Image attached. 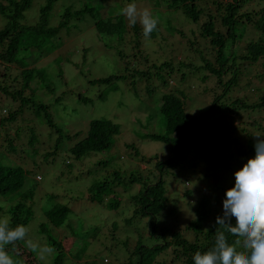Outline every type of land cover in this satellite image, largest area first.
<instances>
[{
  "label": "rangeland",
  "instance_id": "374dc122",
  "mask_svg": "<svg viewBox=\"0 0 264 264\" xmlns=\"http://www.w3.org/2000/svg\"><path fill=\"white\" fill-rule=\"evenodd\" d=\"M44 2L45 0L31 1L26 11V18L30 20V23L38 19L39 8ZM132 2L137 4L138 10L147 9L158 18L155 34L150 35L149 38L143 36L142 27L140 30L137 29L138 33L133 30L127 18L121 14V9ZM87 3L94 7L93 17L90 13H85L83 17L93 25H89L90 29L87 25L84 30H80L79 25L77 29L75 25L71 31L64 29L59 32L61 36L59 35L53 43L56 47L50 48L49 55L40 61V64L54 71L53 79L51 78V90L43 88L37 91L36 95L38 99L44 101H51L55 95H62L61 102L55 108L58 111V117L55 116L64 130L85 131L88 120L94 117L112 119L120 124V130L115 133L110 148L92 152L79 159H74L71 153L65 150L68 141L64 138L62 139L64 143L54 155L52 148L45 150L50 152L47 156L40 153L45 160L38 157L35 162L27 161L24 159L27 151L21 153L17 149L15 153L21 159L22 166L29 170L30 175L28 184L22 189L32 184L36 174L40 175L41 179L34 183L35 196L44 198L43 202L46 203V194L57 195L56 200L62 201L69 207L71 218L75 222H80L79 224L71 223L69 227L60 226L57 228L58 232H54L56 233L54 236L59 239L71 233L77 235L73 245L67 249L70 252L75 250L74 254L79 252L80 248L85 249L84 252L87 254L80 261L78 260L80 263L92 259V264H118L119 261L129 257V252L139 238L143 245L160 244L168 236L166 228L170 231L184 232L187 237H190L192 231H185V226L205 205L200 203L202 198L207 202L204 217L206 225H209L210 220L222 212L223 194L234 183L233 173L249 158L254 157V145L257 140L264 141V108L259 110L257 108L254 111L241 108L239 114L230 112L220 114L222 121H225L228 127L225 133L212 143L220 156H226V163L220 160V167L212 170L208 168L209 165L205 159L207 149L198 145L199 152L188 150L177 167L163 174L167 199L163 209L156 216V222L151 223L152 217L148 214L133 215L135 204L131 197L139 189L141 182H131L129 174L134 171V175L140 176L141 181H153L156 172L154 168L156 159L145 161L140 159L141 155L146 157L158 155L163 161L172 155L169 146L165 143L145 136V132L150 129L162 131L157 104L155 108L154 102V99L157 100L156 97L162 95V92L167 89L161 78L168 80L170 85H179L180 80V76L167 74L159 66L163 67L161 63L169 58L172 59L173 56L177 58L180 55L184 56V52L188 58L197 60L199 53L196 57L182 49L183 43L187 45V39H193L190 27L195 28L196 24L185 18L178 9L168 7L163 0H58L51 9L49 23L51 25L56 23L57 19L53 20V17L57 18L63 6L78 9L83 8V5ZM55 10L59 12L52 17ZM104 15L124 18L123 28L112 35H107L106 32L101 34L91 29L95 27L94 17L106 18ZM179 30L184 33L179 34ZM75 32L76 36H74ZM242 36L243 41L258 38L251 26L245 27ZM197 46L199 52H202L204 46L198 44ZM83 49L85 53L82 52ZM58 53L61 54L62 62H60L64 70V75L61 76L57 74L59 64L54 61ZM134 69H139L144 75L130 77ZM239 70V80L236 84L238 87L234 93L246 96L248 101L253 103L259 99L260 92L264 90V81H262L264 69L261 63L257 62L242 64ZM201 72L204 71L200 70L195 76H201ZM113 73L125 74L126 78L116 79L114 81L116 87L109 89L108 92L109 87H105L103 83L93 85L89 82L92 77L97 78ZM52 83L55 92L52 91ZM182 85L192 96L191 104H193H188V111L194 112L199 106L208 105L211 96L206 94V91H201L205 82L197 80L194 76L185 77ZM99 94H104L102 99ZM79 96L91 97V102H94L93 104L82 102L75 104L74 98ZM4 99L0 97V113L2 114L7 113L6 106L13 107L12 102L7 103ZM24 114L25 117L19 115L15 125L36 126L40 130V132L37 131L41 134L40 139L51 146L52 140L46 139V134L48 132L52 134V127L49 128L46 124L43 113L25 110ZM218 121L221 122L220 119H216L214 124ZM204 140L206 143L210 142L208 139ZM198 143L202 141L198 140ZM115 171L123 180L110 181L117 178ZM105 179L109 180L105 187L94 188L96 183L103 182ZM89 194L92 198L100 197L99 200L103 198L104 202L107 198L116 195L121 202L119 207L107 209L104 202L98 204L91 201ZM18 197L17 191L0 194V219L8 220V206ZM38 212L41 211L38 210ZM40 219L41 216L35 213L28 224L30 240L28 239L27 245L34 254L40 251L43 243L37 233ZM154 227L157 230L154 235H151L150 231ZM97 230L98 235L94 239L93 235ZM44 253L47 252L44 251ZM25 257L31 259L26 254L24 259ZM70 263L69 258L66 257L63 264Z\"/></svg>",
  "mask_w": 264,
  "mask_h": 264
},
{
  "label": "trees",
  "instance_id": "16d2710c",
  "mask_svg": "<svg viewBox=\"0 0 264 264\" xmlns=\"http://www.w3.org/2000/svg\"><path fill=\"white\" fill-rule=\"evenodd\" d=\"M31 1L0 0V97H4L7 103H13V107L6 106V114L0 113V194L19 192L18 199L8 206L7 218L10 221L9 227L24 225L27 228L23 239L6 245L4 250L14 259L15 264H63L66 257L69 258L70 264H92V259L84 263L79 262L87 254L84 252V248H80V251L75 254V250L70 252L67 249L73 245L77 235L71 233L59 239L54 236L60 226L69 227L71 223L79 224L80 222H75L71 218L69 207L62 201L56 200L57 195L46 194V203L43 202L44 198L35 196L34 183L41 179L40 175L36 174L32 184L22 189L28 184L30 175L29 170L22 166L21 159L15 152L17 149L21 153L27 151L24 156L27 161L35 162L38 157L45 160L42 155L50 154L45 150L52 148L54 155L64 143L62 140L64 138L68 141L65 150L70 152L74 159H79L92 152L110 148L115 133L119 132L120 124L105 117L90 118L85 131L82 129L75 132H70V129L64 130L56 119L58 111L55 109L56 105L61 102L62 95H55L51 101L38 99L36 95L37 91L43 88L51 90V78L53 79L54 75V71L50 70L48 66L40 64L41 59L49 55L50 48L56 47L53 46V43L56 42L61 30L71 31L75 25H77V29L79 25L80 30H84L87 25L90 29L89 25L93 24H89L83 15L90 13L93 17L94 7L90 3L84 4L83 8L78 9L63 6L61 13L55 10L52 14L53 17L56 12H59L57 18L53 17V20L57 19L56 23H53L52 20L53 24L51 25L49 23L51 9L58 0H45L39 8L37 22L33 21L34 23H30V20L26 18V11L29 9ZM163 1L167 3L168 7L178 9L185 18L196 24L195 28L190 27L193 39H187V45L185 46L183 43L182 49L196 57V54L199 53V57L193 61L194 59L188 58L184 52V56L180 55L178 58L173 56L172 59L169 58L161 63L163 67L159 66L167 74L180 76V80L179 85H170L168 80L161 78L167 89L162 92V95L156 97L158 99H154V102L155 108L157 104L162 131L150 129L145 132V136L165 143L169 146L172 155L165 161L158 155L153 157L141 155L140 159L145 161L156 159L154 164L156 172L153 181H141L140 176L134 175V171L129 174L131 182H141L139 189L131 197L135 204L133 215L136 213L151 215V223L156 222V216L163 209L167 199L163 174L177 167L188 150L199 152L198 145L207 149L208 153L204 156L208 162V168L212 170L220 167V160L224 164L226 163V156H220L212 143L218 140L228 127L227 123L222 121L220 114L228 112L239 114L242 109H253L254 111L257 108L258 110L264 108V90L260 92L259 99L253 103H250L246 96L234 93L238 87L236 84L239 80V67L242 64L260 62L264 69V0ZM104 16L106 18L94 17L95 27L91 29L101 34L106 32L107 35H112L123 28L124 18ZM248 26L254 29L258 35L257 39L243 41L242 35L245 27L248 28ZM141 27L139 22L132 25V29L137 33ZM180 33L184 32L179 30ZM74 34L76 36L77 33ZM153 34L155 31L151 36ZM197 44L204 46L202 49L204 53L199 52ZM82 52L85 53V50L83 49ZM61 60V54H56L54 61L59 64L57 73L59 76L64 75ZM200 70L204 71L201 72L202 75L195 76ZM135 75L140 77L144 74L139 69H134L130 77ZM193 76L197 80L205 82L201 91H206V94L211 96V100L208 105L199 106L194 112H190L187 110V106L191 104L192 96L182 84H184L185 77L192 78ZM125 78V74L113 73L97 78L92 77L89 82L93 85L103 83L106 85L105 87H109L108 92L109 89L116 87L114 83L116 79ZM211 81L212 83H209ZM54 88L52 83V91ZM103 95L99 94V97L101 96L102 99ZM74 100L75 104L80 102L93 104L92 102H94H91V97L87 96H79ZM25 110H36L38 113H43L46 124L49 128L52 127V134L51 132L46 134V139L52 140L51 146L46 145V141L40 139L41 134L38 133L40 130L36 126L33 128L29 124L15 125L19 115L25 117ZM216 119H220L221 122L218 121L217 124H214ZM204 139H208L210 142L206 143ZM198 140L202 143H198ZM135 149L137 150L136 147ZM115 176L117 178L110 181L123 180L117 171H115ZM108 182L109 180L105 179L103 182L96 183L94 188L101 189ZM99 198L90 197V200L98 204L104 202L103 198L101 200ZM120 202V199L115 195L107 198L104 204L107 209H115L119 207ZM200 203L205 205L200 208L196 217L185 226V231H192L190 237H187L184 232L170 231L166 228L168 236L160 244L143 245L139 238L129 252V257L119 261L118 264H193L192 258L195 253H203L214 246L218 231H225L228 242L233 244L237 251H240V245L234 243L238 238L231 236L225 228L215 224L216 217L222 212L213 217L209 225H206L204 217L206 216L207 202L202 198ZM37 209L41 212H38ZM35 213L41 216L37 233L43 242L37 254H34L27 245L28 239L30 240L28 224ZM232 222H235L234 218ZM91 229H95V227H91ZM155 230H157L156 227L151 229L150 234L154 235ZM97 233L98 230L93 235L94 239L98 235ZM110 233L112 234V232ZM25 254L31 259H27V257L24 259ZM46 256L47 260H45Z\"/></svg>",
  "mask_w": 264,
  "mask_h": 264
},
{
  "label": "clouds",
  "instance_id": "9594fccd",
  "mask_svg": "<svg viewBox=\"0 0 264 264\" xmlns=\"http://www.w3.org/2000/svg\"><path fill=\"white\" fill-rule=\"evenodd\" d=\"M121 14L130 25L139 22L145 38L157 29L158 18L147 9L138 10L135 2L128 3ZM254 149V157L233 173L234 183L222 200V214L215 219L216 225L238 238L234 243L240 245V251L228 242L225 231H218L214 246L195 253L193 264H264V141L258 139ZM9 223L0 219V264H15L5 246L23 239L27 232L24 225L12 228Z\"/></svg>",
  "mask_w": 264,
  "mask_h": 264
}]
</instances>
